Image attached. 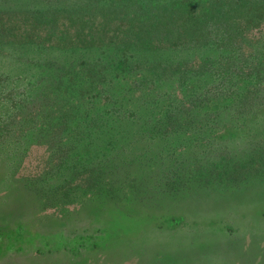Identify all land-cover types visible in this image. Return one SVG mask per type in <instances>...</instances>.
<instances>
[{
	"label": "rangeland",
	"instance_id": "obj_1",
	"mask_svg": "<svg viewBox=\"0 0 264 264\" xmlns=\"http://www.w3.org/2000/svg\"><path fill=\"white\" fill-rule=\"evenodd\" d=\"M113 1L115 4L110 0L95 4L92 0H0V11L97 8L102 18L87 23L97 31L103 24L109 31L108 26L116 19L111 11L128 8L148 16L155 4L177 2ZM256 33L251 38L258 39ZM0 48V76L7 79L3 86L18 93L34 94L48 83L46 76L54 78L60 68L80 61L102 63L108 81L103 89L111 99L107 108L118 109L121 116H127L128 111L135 114L116 122L114 133L126 135L129 128L128 135L137 143L128 154L136 157L147 151L146 143L139 140L145 127L141 119L149 112L152 118H163L177 109L181 100L170 80H150V63L160 59L177 62L192 55L184 50L70 51L15 42ZM198 53L214 61L229 52L211 48ZM138 79L142 81L136 85ZM8 103L0 102V114L9 109ZM203 114H197L189 135L171 131L168 136L155 138L148 148V159L114 166L111 178L119 187L114 197L86 199L82 188L77 197L65 203L46 199L64 193L56 192L66 176L63 172L39 182L41 194L30 188L31 181L47 169L58 170L57 161L50 165L46 146L33 145L17 168V155L0 159V264H264V177L240 188L223 189L195 176L196 166L202 163L201 167L209 170L220 159L215 152L201 148L209 143L210 136L202 139L208 132H198ZM110 135L96 136L84 159L79 157L77 162L110 155V148L105 146Z\"/></svg>",
	"mask_w": 264,
	"mask_h": 264
},
{
	"label": "trees",
	"instance_id": "obj_2",
	"mask_svg": "<svg viewBox=\"0 0 264 264\" xmlns=\"http://www.w3.org/2000/svg\"><path fill=\"white\" fill-rule=\"evenodd\" d=\"M100 1L92 0L94 4ZM176 1L155 4L148 16L128 8L111 11L116 19L109 31L103 24L97 31L87 23L102 18L97 8L0 11V47L15 42L70 51L192 52L177 62L160 59L150 63V80H170L181 100L178 108L163 118H152L149 112L150 116L141 119L145 127L139 140L146 143L147 151L139 157L128 154L137 143L128 135L129 128L126 135L114 133L116 122L135 114L128 111L127 116H121L118 109L107 108L111 99L103 89L108 81L102 63L80 61L60 68L54 78L46 76L48 83L34 94L4 87L7 79L0 76V102H9V109L0 114V159L17 155L15 167H20L29 149L38 145L48 147L50 165L57 161L59 166L57 171L51 167L34 178L30 188L41 194L39 182L63 172L66 176L56 192L64 193L46 199L65 203L82 188L86 199L114 197L119 190L117 180L111 178L114 166L148 159L153 140L171 131L189 135L198 113H204V118L196 130L200 135L208 132L202 139L210 135L209 143L201 148L215 152L220 159L209 170L201 167L202 163L196 166L195 176L223 189L240 188L264 177V0ZM110 3L115 4L113 0ZM255 31L258 39L251 38ZM211 48L229 52L228 56L212 61L198 53ZM141 81L136 80V85ZM104 133H111L105 145L110 155L77 162L92 148L95 137Z\"/></svg>",
	"mask_w": 264,
	"mask_h": 264
}]
</instances>
